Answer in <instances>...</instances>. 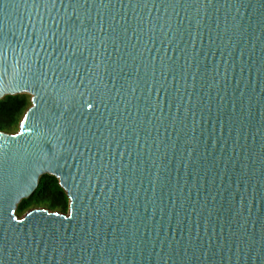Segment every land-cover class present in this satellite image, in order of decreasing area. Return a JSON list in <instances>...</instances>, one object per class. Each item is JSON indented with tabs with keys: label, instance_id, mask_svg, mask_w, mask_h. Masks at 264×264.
<instances>
[{
	"label": "water",
	"instance_id": "water-1",
	"mask_svg": "<svg viewBox=\"0 0 264 264\" xmlns=\"http://www.w3.org/2000/svg\"><path fill=\"white\" fill-rule=\"evenodd\" d=\"M0 264H264V0H0ZM67 212H17L43 174Z\"/></svg>",
	"mask_w": 264,
	"mask_h": 264
},
{
	"label": "trees",
	"instance_id": "trees-1",
	"mask_svg": "<svg viewBox=\"0 0 264 264\" xmlns=\"http://www.w3.org/2000/svg\"><path fill=\"white\" fill-rule=\"evenodd\" d=\"M31 105L27 93L6 95L0 99V130L15 132L27 108ZM35 207L67 212L69 196L60 185L59 178L53 174H43L34 192L20 201L17 212L20 215Z\"/></svg>",
	"mask_w": 264,
	"mask_h": 264
},
{
	"label": "rangeland",
	"instance_id": "rangeland-1",
	"mask_svg": "<svg viewBox=\"0 0 264 264\" xmlns=\"http://www.w3.org/2000/svg\"><path fill=\"white\" fill-rule=\"evenodd\" d=\"M17 129H18V128H17ZM17 129H16V130H17ZM23 215H24V214H23Z\"/></svg>",
	"mask_w": 264,
	"mask_h": 264
}]
</instances>
